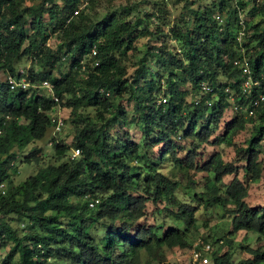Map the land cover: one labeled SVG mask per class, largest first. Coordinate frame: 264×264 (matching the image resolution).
Wrapping results in <instances>:
<instances>
[{"label": "trees", "instance_id": "16d2710c", "mask_svg": "<svg viewBox=\"0 0 264 264\" xmlns=\"http://www.w3.org/2000/svg\"><path fill=\"white\" fill-rule=\"evenodd\" d=\"M82 1H86L87 9L94 0H33L28 4L24 0H0V72L17 76L14 63L26 56L36 64L35 69L27 67L26 79L33 83L50 81L56 97L53 100L50 95L34 94L35 90H9L7 82L0 81V264H172L165 260L164 251L191 245L196 204L204 209H223L233 231L243 229L264 239V206L247 204V186L235 174V162H241L244 178L259 179L257 156L264 137V100L253 111V121L258 122L252 124L245 145L233 148L230 161H222L217 153L201 165L194 160L197 148L207 142L228 105L222 92L225 85L233 89L235 102L240 105L264 91L263 20L251 23L239 18L248 0H213L204 5L200 1L193 8L189 6L199 0H184L182 8L193 11L196 19L193 30L181 36L182 51L172 52L165 45L152 50L149 47L132 64L131 73L126 72L122 61L136 38L152 34L148 21L136 17L128 23L124 19L136 5L123 6L118 12L110 10L99 17L80 8L71 16ZM250 1L249 17L263 16L264 0L261 4ZM240 26L243 41L236 38ZM51 33L58 38L55 48L47 44ZM242 57L251 76L261 83L251 89L248 97L239 93L241 70L234 64ZM61 60L68 61L70 70L52 76L50 71H58ZM156 63L166 71L163 89L154 80L156 74L160 75L159 69L153 70ZM220 76L227 80H218ZM202 81L212 87L215 99L210 93L200 92ZM183 82L194 94L189 103L183 102V92L178 89ZM160 94L164 102L158 100ZM108 96L117 101L110 102ZM209 98L211 103L207 104ZM120 100L132 103L129 121ZM57 104L69 108V117H80L77 121L81 125L72 135L78 154L56 165L39 167L10 186V173L16 172L11 149L40 138L50 126L47 112ZM82 106L101 111L94 120L82 119ZM103 112L107 114L103 116ZM116 122L137 125L139 140L128 138L123 131L118 135L109 133L107 126ZM244 122L235 114L225 129ZM112 139L118 145L109 148L107 142ZM184 140L190 148L181 157L176 153ZM158 144L162 145L159 158L169 152L178 170L193 168L209 173L201 190L194 191L193 180L182 186L149 159L145 165L130 163L138 162ZM66 148L54 144L58 155H63ZM37 152L39 148L32 149L24 161L37 162ZM231 174L224 183L223 176ZM4 180L8 182L6 191ZM262 182L264 186V177ZM190 193L191 198L186 199ZM94 199L93 206H88ZM147 201L162 204L157 214L167 219L165 229L166 222H137L145 217ZM13 221L21 222L23 227L12 226ZM199 236L211 244L220 240ZM230 243L224 240L228 248ZM236 248L249 256L233 261L229 249H213L204 264H264V249L241 243Z\"/></svg>", "mask_w": 264, "mask_h": 264}, {"label": "rangeland", "instance_id": "374dc122", "mask_svg": "<svg viewBox=\"0 0 264 264\" xmlns=\"http://www.w3.org/2000/svg\"><path fill=\"white\" fill-rule=\"evenodd\" d=\"M33 0H24V4H28L32 2ZM191 1V0H189ZM201 1V4H208L213 0H199L194 1L192 5L189 7H195L199 2ZM235 0H232V3H234ZM256 3L261 4L262 0H255ZM184 3V0H94L93 5H91L90 8L85 9L86 1H82L75 9H82L85 13H88L92 17H99L103 15L105 12L110 10H116L117 12L121 9L123 6H132L136 5V9L131 11L128 15L124 17V19L128 23H132V21L136 17H142L145 20L148 21V30L152 34L145 35L141 34L138 38H136L132 42V48L126 51L125 58H123L122 64L126 67V72L131 73L133 70L132 64L136 62V60L143 55L146 49L152 50L153 48L156 49L158 46L165 45L166 49L172 51V52H181L183 43L181 40V36L185 31H192L194 25V20L196 19L195 14L193 11L190 10H184L182 8ZM252 1L248 0L245 7H243V11L240 13L239 18L251 20V23L257 22V20H263L262 24H260V27H263L264 25V15H258L255 14L252 18L249 17L248 9L251 7ZM84 6V7H83ZM222 17H223V13ZM187 20V22H186ZM242 20V19H241ZM46 17L44 16V23H46ZM243 28L240 26L238 29V33L236 38L243 41L240 36ZM260 30V28H259ZM47 32L49 31L46 30ZM249 32V30H248ZM219 40V37L217 38ZM58 42V38L55 34L51 33L49 38L47 39V44L51 48H55L56 44ZM25 44V43H24ZM59 52L57 53V55ZM245 62V59L242 57L240 59H236L234 64L237 65V67L242 70L243 64ZM36 68V64L31 63V59H29L26 56H22L18 61L14 63V67L17 70H22V72H26L27 67ZM69 63L68 61L64 60L59 62V68L58 71L56 69H53L50 71L52 76H57L59 72L66 73L69 69ZM154 71L159 69V64H154L153 67ZM158 74L159 76L154 77V80L157 84L159 82V86L161 89L166 87L165 84V74L166 71L163 69H159ZM6 74H1L0 72V80L3 79V76L5 77ZM218 80L226 81L227 79L221 76L218 78ZM141 84V83H140ZM178 89L181 90L183 93L182 98L184 103H189L193 99V92L191 90V87L187 83H181L178 85ZM46 91V89H45ZM41 93L40 90L35 92L34 94ZM109 97V96H108ZM158 97H162V95H158ZM110 102L117 101L114 97H109ZM159 100V99H158ZM120 103L122 106L125 107L127 110V119L129 121V117H131V110L133 108L132 103L129 101H121ZM80 115L81 118L86 119H92L96 117V114L99 113L101 110L96 107H80ZM49 116L55 115L59 118H62L63 124L61 129L53 134L52 128L47 127L45 129L44 134L35 140H30L25 146L23 147H14L11 150L14 151L15 156L14 160L11 162L13 166L16 167L15 173H10L9 179H10V186H14L18 184L20 181L25 179L27 176L33 174L36 169L42 166L46 165H56L62 160H65L66 157L70 156L71 154V148L73 147L72 142V135L74 132L75 127H79L81 124L78 119L80 117H69V108L57 104L54 106V108L47 112ZM107 113L103 112V116H105ZM237 114L243 117L245 122L241 124L240 126H236V128H233L231 130L226 131L225 127L226 124L233 118V116ZM253 114V113H252ZM247 115L244 110H234L231 108V106L227 105L222 113V116L218 119V121L214 125V129L212 134L208 137L207 142H203L200 144V146L197 148V155L194 158L195 162L198 165L203 164L206 162L211 155L214 153H217L221 160L224 162L230 161L234 156L233 148L235 146H243L245 145L246 139L251 134L252 124L255 122H258V119L253 121L255 118V112L252 115ZM264 117V116H263ZM248 118H252L249 119ZM129 123V122H128ZM125 124L124 122H120L117 124V122L113 123L107 126V130L109 133L112 131L116 132L115 134L118 135L121 131L126 132L128 135V138L132 140H139L140 132L137 127V125L133 123ZM98 124V123H96ZM199 126V124H198ZM113 135V132H112ZM53 139V142H52ZM59 143L67 146L65 152L63 155H58L54 150V144ZM181 145V149L177 151L176 154L178 156L183 157L185 154V151L189 149L190 147L187 144V141H180L179 143ZM118 145L116 140H111L107 142V146L110 148L116 147ZM161 144L154 145L151 149L152 151H147L141 159L138 160V162H135V160H129L130 163L134 164H142L145 165L146 160L149 159L152 162H155L157 165V168L162 173H167L175 178H177L180 181V184L182 186L187 184L188 180H193L194 182V191H198L202 189V184L209 179V173H207L204 170H197L190 168L188 171H180L176 167L173 166V162L170 159L169 152H166L164 157L159 158V148H161ZM39 148V152H37L35 155L37 157V162H30L26 163L24 160L26 157L29 156V153L32 149ZM146 152V151H145ZM32 160V159H31ZM94 160H97L96 157H94ZM258 164L261 168V173L259 176V179H256L254 181L248 180V178H244L242 175L241 168V162H235V165L238 166V170L236 171L237 177H239L247 186V196L245 197V201L249 205H262L264 206V186L262 185V177H264V137L260 140L259 143V151L257 156ZM142 169L144 167L142 166ZM231 175H225L223 176V182L226 183L231 178ZM4 184V190L6 191L8 188V182L6 180L3 181ZM181 191V190H180ZM191 192V190L189 191ZM135 194V193H134ZM183 198L182 196H180ZM191 198V193L186 197V199ZM196 204V203H195ZM162 206L161 203H153L151 201H147L145 203V217L138 220L137 222L139 224L141 223H149L152 220H157L167 223V219L165 217H162V215L157 214V209ZM197 210L195 212L196 216V229L194 231V237L190 239V242L199 235H210L211 239L215 240L217 238H220V241L213 244V249H216L217 251H224L225 249H229L232 252V260L237 261L240 257H248L249 254L243 251L242 249H238L237 244H246L247 246L251 248H261L264 249V239H258L255 234L249 231H245L243 229H239L236 231H233L230 219L228 214L224 212L223 209L219 207H213L210 209H204L198 204H196ZM12 226L15 227H23V224L21 222H11ZM167 225H165L162 229H165ZM229 239L231 240V243L228 248V244H224V240ZM210 240V239H209ZM211 243V242H209ZM3 253V250L0 248V258L1 254ZM188 250L187 248H177L172 247L170 249H166L164 251L165 260L172 264H187L189 257H188ZM206 256H208L206 254ZM61 263V261H60ZM154 264V262H152Z\"/></svg>", "mask_w": 264, "mask_h": 264}, {"label": "built area", "instance_id": "2783aa9c", "mask_svg": "<svg viewBox=\"0 0 264 264\" xmlns=\"http://www.w3.org/2000/svg\"><path fill=\"white\" fill-rule=\"evenodd\" d=\"M77 10L72 11V15L76 14ZM216 19H220L219 16L215 17ZM69 18H67L65 21L67 22ZM94 53V51H92ZM241 81L239 83V93L243 95L244 97H248L250 94V91L253 87H259L260 86V79L253 78L250 74V68L246 61L243 64V68L241 70ZM9 87L14 88L16 86H20L21 88H24L27 85V82H25L23 79L20 80H13L12 78H8ZM41 87L45 88L47 91L51 92V84L48 80H42L41 81ZM264 88V83L261 84ZM200 92L201 93H213L212 87L205 81L200 82L199 84ZM222 92L225 95V99L227 102L230 103L233 109H242L247 115H250L253 113L254 109L258 107V105L264 100V91H259L255 96L250 97L248 99L247 104L242 107L240 104L235 103L234 99V91L229 85H225L222 88ZM107 94V92H105ZM53 99L56 100V97L53 96ZM161 102H164V98L160 97L159 99ZM208 103V102H207ZM49 122L51 124L52 133L55 134L57 131L60 130L63 120L62 118H59L57 116H49ZM78 153V150L76 148L72 149L70 157L75 156ZM89 206H93V201L91 200L88 203ZM213 249V247L208 243L205 242L201 237L195 238L193 241L191 247L188 250V256L190 259L191 264H204L208 261L207 256H205V253L210 252Z\"/></svg>", "mask_w": 264, "mask_h": 264}, {"label": "clouds", "instance_id": "9594fccd", "mask_svg": "<svg viewBox=\"0 0 264 264\" xmlns=\"http://www.w3.org/2000/svg\"><path fill=\"white\" fill-rule=\"evenodd\" d=\"M2 74V73H1ZM17 76H14V77H12V76H6L5 75V77L3 76V79L2 80H0V81H6L7 82V84H8V88H9V90H35V92H37L38 90H40V92L41 93H38V94H43V95H45V96H47V95H50V96H53V93H52V90H51V92L50 91H45V88H43V87H41V81H39L38 83H33V82H30L29 80H27L26 79V77H25V72H22V70H17V74H16ZM8 78H12L13 80H20V79H23L25 82H27V85L24 87V88H21L20 86H16V87H14V88H10L9 87V82H8ZM43 80H45V79H43ZM49 83H50V81H49ZM51 84V83H50ZM211 95H213V99H215V93L213 92ZM225 96V95H224ZM234 99H235V95H234ZM54 100V99H53ZM226 100V99H225ZM208 102V103H207ZM206 103L207 104H209V103H211V99L209 98V100L207 101ZM227 102V101H226ZM236 103V102H235ZM227 104L229 105V106H231L230 105V103L229 102H227ZM236 104H238V103H236ZM242 107H244L245 105H241ZM231 108H232V106H231ZM233 109V108H232ZM241 109V108H240ZM240 109H234V110H240ZM242 110H243V108H242ZM255 110V109H254ZM49 112V111H48ZM48 115V114H47ZM48 119H49V115H48ZM49 124H50V122H49ZM49 127H51V124H50V126ZM58 132V131H57ZM56 132V133H57ZM72 149H74V147H72L71 148V151H72ZM77 149V148H76ZM78 150V149H77ZM78 154V153H77ZM76 154V155H77ZM71 155V154H70ZM75 155V156H76ZM74 157V156H73ZM69 158H72V157H70L69 156ZM92 201H96V199H94V200H92ZM89 206V205H88ZM91 207V206H90ZM197 237H201V236H197ZM197 237H195V238H197ZM195 238L193 239V241L195 240ZM202 238V237H201ZM193 241H191L192 243H193ZM220 241V240H219ZM218 242V241H217ZM216 242V243H217ZM192 243H191V245H192ZM209 243V242H208ZM212 247H213V244H211V243H209ZM191 245L187 248V250H189V248L191 247ZM213 250V249H212ZM206 254L208 255L207 256V258H208V260H209V252H207V253H205V256H206ZM189 257V256H188ZM187 264H191V262H190V259L188 260V263Z\"/></svg>", "mask_w": 264, "mask_h": 264}]
</instances>
